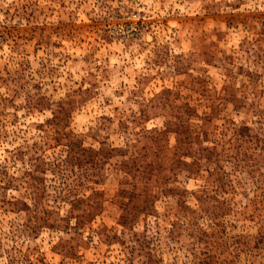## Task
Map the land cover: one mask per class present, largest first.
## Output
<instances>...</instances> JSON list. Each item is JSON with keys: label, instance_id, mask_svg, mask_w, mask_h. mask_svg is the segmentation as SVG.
Returning a JSON list of instances; mask_svg holds the SVG:
<instances>
[{"label": "rangeland", "instance_id": "rangeland-1", "mask_svg": "<svg viewBox=\"0 0 264 264\" xmlns=\"http://www.w3.org/2000/svg\"><path fill=\"white\" fill-rule=\"evenodd\" d=\"M0 264H264V0H0Z\"/></svg>", "mask_w": 264, "mask_h": 264}]
</instances>
